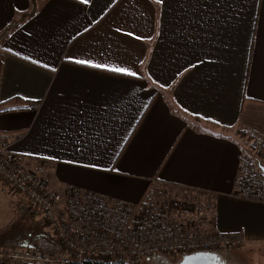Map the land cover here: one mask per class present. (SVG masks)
<instances>
[{"label": "crops", "instance_id": "crops-1", "mask_svg": "<svg viewBox=\"0 0 264 264\" xmlns=\"http://www.w3.org/2000/svg\"><path fill=\"white\" fill-rule=\"evenodd\" d=\"M33 1L0 0V35L21 18L0 39V137L60 193L205 196L245 242L222 264L264 254V204L234 192L264 137V0Z\"/></svg>", "mask_w": 264, "mask_h": 264}, {"label": "built area", "instance_id": "built-area-1", "mask_svg": "<svg viewBox=\"0 0 264 264\" xmlns=\"http://www.w3.org/2000/svg\"><path fill=\"white\" fill-rule=\"evenodd\" d=\"M238 164L235 196L264 204V137L254 136ZM0 181L38 213L63 252L0 246V264H142L168 257L240 249V236L210 229L196 211L172 215L150 193L135 204L116 201L68 186L60 193L47 185L43 165L28 166L23 155L0 137ZM197 214V215H196ZM184 215V216H183Z\"/></svg>", "mask_w": 264, "mask_h": 264}, {"label": "rangeland", "instance_id": "rangeland-1", "mask_svg": "<svg viewBox=\"0 0 264 264\" xmlns=\"http://www.w3.org/2000/svg\"><path fill=\"white\" fill-rule=\"evenodd\" d=\"M250 141L251 139L247 141V149H249ZM150 194L154 201L164 205L172 215L180 213V210L186 214L193 210L200 215V208L204 202L205 204L207 202L205 196L167 188H160ZM0 246H24L49 254L63 252L45 229L38 213L30 211L22 197L5 188L0 191ZM222 257L226 264H264V254H261L258 249L252 250L250 254L243 257L232 254L222 255Z\"/></svg>", "mask_w": 264, "mask_h": 264}, {"label": "trees", "instance_id": "trees-1", "mask_svg": "<svg viewBox=\"0 0 264 264\" xmlns=\"http://www.w3.org/2000/svg\"><path fill=\"white\" fill-rule=\"evenodd\" d=\"M32 4H34V1L32 0ZM21 18H19L17 21L11 23L0 35V39L4 38L10 31L15 29L19 23H20ZM187 192H192V191H187ZM207 202L204 205H202V208H200V211L203 213L202 217L204 219L205 224L212 229L213 225V203L207 199ZM27 207V206H26ZM24 247V246H23ZM56 253H61V252H56ZM216 253V252H215ZM50 254H55V253H50ZM178 259H175V258ZM180 256H173V257H168L164 255H157L155 257L149 258L146 261H144L142 264H177L180 260ZM82 264H98V263H82Z\"/></svg>", "mask_w": 264, "mask_h": 264}, {"label": "water", "instance_id": "water-1", "mask_svg": "<svg viewBox=\"0 0 264 264\" xmlns=\"http://www.w3.org/2000/svg\"><path fill=\"white\" fill-rule=\"evenodd\" d=\"M259 169L264 175V167L259 166ZM219 261L215 253H196L181 257L177 264H220Z\"/></svg>", "mask_w": 264, "mask_h": 264}, {"label": "snow or ice", "instance_id": "snow-or-ice-1", "mask_svg": "<svg viewBox=\"0 0 264 264\" xmlns=\"http://www.w3.org/2000/svg\"><path fill=\"white\" fill-rule=\"evenodd\" d=\"M82 2H87V0H82ZM78 63H83V61H78ZM129 74H131V73H129Z\"/></svg>", "mask_w": 264, "mask_h": 264}, {"label": "flooded vegetation", "instance_id": "flooded-vegetation-1", "mask_svg": "<svg viewBox=\"0 0 264 264\" xmlns=\"http://www.w3.org/2000/svg\"><path fill=\"white\" fill-rule=\"evenodd\" d=\"M219 263H220V264H222V262H221V261H219Z\"/></svg>", "mask_w": 264, "mask_h": 264}]
</instances>
